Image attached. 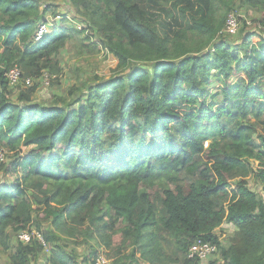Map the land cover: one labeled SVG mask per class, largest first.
Returning a JSON list of instances; mask_svg holds the SVG:
<instances>
[{
  "label": "trees",
  "instance_id": "trees-1",
  "mask_svg": "<svg viewBox=\"0 0 264 264\" xmlns=\"http://www.w3.org/2000/svg\"><path fill=\"white\" fill-rule=\"evenodd\" d=\"M57 1L0 0V148L11 154L0 163V248L35 225L48 264H94L93 243L111 264H201L190 258L197 239L224 264H264V200L248 181L255 174L264 188V36L248 31L234 50L221 34L230 13L264 12V0L180 7L193 29L172 38L140 0H66L78 22ZM49 13L62 25L36 43ZM77 35L118 61L112 77L51 104L35 99L38 84L10 99L5 75L16 65L25 79L48 72L59 85L58 52ZM223 223L237 229L227 249L214 235ZM69 243L91 252L80 261ZM44 250L18 241L10 264Z\"/></svg>",
  "mask_w": 264,
  "mask_h": 264
},
{
  "label": "rangeland",
  "instance_id": "rangeland-1",
  "mask_svg": "<svg viewBox=\"0 0 264 264\" xmlns=\"http://www.w3.org/2000/svg\"><path fill=\"white\" fill-rule=\"evenodd\" d=\"M141 8L145 12L146 16L152 21L153 25H156L165 37H173L176 32L182 29H187V31H192L193 29V20L191 13L183 14L179 11L180 7H186L190 4H194L195 6H202L206 11L209 8L210 0H163L162 3H157L152 0H140L139 1ZM49 4V3H48ZM58 10V14H65L69 17H76V21H82L79 15H74V9L66 0H58L55 3ZM237 15L240 19V29L239 32L234 36H225V39L229 42V44L234 47L235 50L237 48V44L240 43L242 36L248 31H257L260 32L264 36V27L258 22V20H264V12H259L255 10L249 9H241L238 12H232ZM230 13L229 15H231ZM49 16V21L51 24H55L57 21V25H62L59 18L55 17L51 13L47 14ZM228 15V16H229ZM198 19V17H194ZM70 21V20H69ZM76 23V22H74ZM66 26H73L72 23L66 24ZM192 37V34H190ZM84 35H77L74 38H70L66 44L59 50L58 59L63 68V75L59 77L60 84L54 86L53 80L49 85L45 84L46 76H50L48 72H46L42 78L37 81H34V85L38 84L39 89L35 96V99L38 103L43 104H51L55 103L58 98H69V91L73 87H81L82 84L93 85L96 82L101 83L104 80L109 79L115 73V69L118 61L109 54L106 50L100 49L97 51L93 50V45L88 44L87 41L83 40ZM88 45V47H86ZM242 56V55H241ZM152 69L150 66L146 67V70ZM235 84L237 79L234 78L232 81ZM19 88V87H18ZM18 88H11L13 90L12 94H9V97L12 101H17L18 97ZM80 96L79 92H76L73 98H77ZM204 98L200 99L202 102ZM182 111H185V107H182ZM262 133V132H260ZM210 142L205 144V148L208 149ZM11 154L6 152L5 156V164L10 162ZM253 167L257 170L258 162L253 161ZM8 182H12V178H7ZM250 183V187L252 190L256 191L260 194L264 200V188L259 183L258 179H256L255 174L250 175L248 178ZM37 216V215H36ZM35 216V218H36ZM37 219V218H36ZM43 228L51 229L49 224L46 222L43 224ZM30 229L39 231L35 225L30 227ZM236 227L232 224L223 223L221 227L215 230L214 235L217 236L224 248H229L231 244V239L234 237L236 232ZM18 244L17 233L14 234L12 240V249L8 252L4 250V248H0V264H10L11 263V255L13 254L15 246ZM95 249L100 252H104V247L99 243H93ZM76 247V245L69 243L66 251L68 253L71 252V249ZM43 253L32 261V264H48L47 258L50 255L51 246L48 245ZM80 254V261L87 253L91 252L87 245L76 247ZM217 261V264L220 262L222 264L225 263L222 260V255L216 254V256H212L208 261H205L201 264H210L211 261ZM141 264H148L144 261H141Z\"/></svg>",
  "mask_w": 264,
  "mask_h": 264
},
{
  "label": "built area",
  "instance_id": "built-area-1",
  "mask_svg": "<svg viewBox=\"0 0 264 264\" xmlns=\"http://www.w3.org/2000/svg\"><path fill=\"white\" fill-rule=\"evenodd\" d=\"M240 29V20L239 17L235 14L229 15V17L226 20L225 27L221 31L222 35H229V36H234L239 32ZM47 32V27L42 26L38 36H37V41L40 40L42 35H44ZM9 82L11 87H16L19 84V81L21 79V72L18 68H14L13 70L10 71L8 74ZM52 78H55L54 76H46L45 78V84L49 85L50 82L52 81ZM26 85L27 86H32L33 82L31 79L26 80ZM2 155V154H1ZM40 239L42 237L37 234ZM32 234L28 232H23L20 234V238L23 242L29 243L32 240ZM190 258H199L201 261L209 260L210 257L214 256L218 252V247L214 244L205 242L201 239H197L193 245L191 246L190 250ZM94 264H111V260L107 257V255L104 252H100L99 255L94 259Z\"/></svg>",
  "mask_w": 264,
  "mask_h": 264
},
{
  "label": "clouds",
  "instance_id": "clouds-1",
  "mask_svg": "<svg viewBox=\"0 0 264 264\" xmlns=\"http://www.w3.org/2000/svg\"><path fill=\"white\" fill-rule=\"evenodd\" d=\"M228 17H229V16H228ZM57 22H58V21H57ZM57 22H56V23H57ZM56 23H55V24H51L49 28L47 27V32H46L45 34L49 33L50 30H51V28H52L53 31H54L56 28H58L59 26H61V25L58 26ZM40 29H41V27H40ZM40 29H39V31H40ZM39 31H38V33H39ZM38 33H37V35L35 36V39H34V41H35L36 43L40 42L41 39H43V37L45 36V34L42 35V37L40 38V40L37 41ZM0 67H2L1 63H0ZM14 68H18V69L20 70V72H21V79H20L19 84H18L17 86H21L22 84H24L26 87H31V86H27V85H26V80H27V79H31V78H27V79H25V78L23 77V72H22V70H21L20 67H18L17 65H16ZM14 68H12L11 70H13ZM11 70H10V71H11ZM10 71H8V72L6 73V75H5V77L7 78L8 82H9L8 74L10 73ZM54 77H55V76H54ZM53 79H54V78H53ZM53 79H52V80H53ZM31 80H32V79H31ZM32 82H33V85H34V81H33V80H32ZM9 85H10V82H9ZM33 85H32V86H33ZM17 86H16V87H17ZM10 88H14V87H10ZM6 152H7L6 150L0 148V163H1V162H5ZM1 154H2V155H1ZM23 232H28V233L32 234V235H33V236H32V239L34 238L35 240H37L38 242H40V244L43 245L44 248L47 247V243L45 242V240H44V238H43L41 232H40V231H37V230L30 229V228L25 229V230H21V231H19V232L17 233V240H18V241H20V242H22V243H25V242H23V241L21 240V238H20V234L23 233ZM33 233H37V234H39V235L42 237V239H40L37 235H35V234H33ZM31 241H32V240H31ZM29 243H31V242H29Z\"/></svg>",
  "mask_w": 264,
  "mask_h": 264
}]
</instances>
